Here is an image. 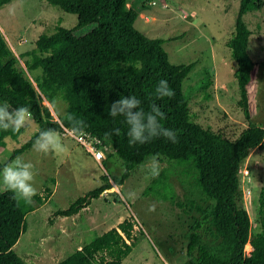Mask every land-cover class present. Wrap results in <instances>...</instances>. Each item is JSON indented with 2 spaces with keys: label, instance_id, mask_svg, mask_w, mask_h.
<instances>
[{
  "label": "trees",
  "instance_id": "trees-1",
  "mask_svg": "<svg viewBox=\"0 0 264 264\" xmlns=\"http://www.w3.org/2000/svg\"><path fill=\"white\" fill-rule=\"evenodd\" d=\"M10 1L0 0V6ZM50 1L63 11L75 14L76 24L70 28L59 25L51 33H41L34 48L20 57L13 53L0 31V103L11 108L27 107L28 115L37 125L30 139L14 149L4 162L0 161V169L32 147L40 131H58L62 126L73 128L66 116L74 114L84 121L82 128L74 130L91 132L115 149L114 153L123 163L121 175L112 177L116 186L122 185L139 164L153 155L158 160H175L194 170L198 186L211 205L201 219L195 218V225L191 227L186 244L188 264H264V221L259 231L251 233L249 214L237 203L241 164L251 149L264 147V128L250 121L231 140L191 120L190 95L183 93L182 84L193 63H172L163 47L164 39L149 37L135 27L140 12L137 4L143 0H135L130 7L126 6L127 0ZM263 5L264 0H240L234 32L227 42L236 65L233 76L240 95L239 105L248 120L245 70L253 62L247 52L249 33L243 16L248 10H257ZM88 25L94 27L75 35ZM23 57L26 70H41L34 82L17 65ZM161 79L167 80L174 90L171 99L156 100L151 95ZM57 93L66 102L67 109L55 120L48 107L41 103V95L52 100ZM131 95L141 100L146 112L152 101L161 106L166 113L161 124L177 132V143L159 137L144 145H129L125 118H111L107 110L115 100ZM116 128L120 129L118 136L113 134ZM22 130L23 127L19 132L0 130V145L4 136L17 139ZM102 179L103 185L55 214L71 216L89 205L91 198L112 187L108 176L103 175ZM45 190L49 193L48 188ZM261 196L264 211V191ZM34 198L41 200L39 195ZM133 225L130 219L123 220L56 264H124L134 246ZM26 228L23 206L13 204L0 191V264H26L13 250ZM245 245L249 253L245 252Z\"/></svg>",
  "mask_w": 264,
  "mask_h": 264
},
{
  "label": "rangeland",
  "instance_id": "rangeland-1",
  "mask_svg": "<svg viewBox=\"0 0 264 264\" xmlns=\"http://www.w3.org/2000/svg\"><path fill=\"white\" fill-rule=\"evenodd\" d=\"M134 1L127 0L126 6L130 7ZM239 3L240 0H143L137 4L140 12L134 23L145 35L164 39L163 47L172 63H193L182 84L183 93L190 95V118L231 140L250 121L264 128V5L248 10L243 16L249 33L247 52L253 62L245 70L248 120L239 105L240 95L233 76L236 65L227 45L234 32ZM76 22L75 14L63 11L50 0H11L0 6V31L17 57L34 48L41 33H51L59 25L70 28ZM93 27L88 25L75 35ZM24 60L25 57L19 58L17 65L34 82L41 70H26ZM41 97V103L55 120L66 111L67 104L60 93L52 100ZM36 131L37 125L28 115L17 139L3 137L0 161L4 162ZM72 141L62 138L66 150L60 154L44 155L31 147L19 156L34 165V187L40 201L33 198L27 205L14 200L13 194L0 183V191L13 204L23 206L26 213V231L13 246L26 264H56L78 245H84L125 219L134 224L131 241L134 246L124 264H188L186 244L191 227L195 218L201 219L211 205L198 186L194 170L178 161L161 159L158 160L160 173L152 178L148 174L149 159L139 164L122 185L116 186L112 177L120 176L123 171L118 156L110 153L108 159L99 163ZM103 175L109 177L111 188L91 198L90 204L71 219L55 214L103 185ZM239 177L237 203L247 210L251 233H255L264 221L261 207L264 147L249 151ZM48 187L51 193L45 190ZM244 250L250 251L246 245Z\"/></svg>",
  "mask_w": 264,
  "mask_h": 264
},
{
  "label": "clouds",
  "instance_id": "clouds-1",
  "mask_svg": "<svg viewBox=\"0 0 264 264\" xmlns=\"http://www.w3.org/2000/svg\"><path fill=\"white\" fill-rule=\"evenodd\" d=\"M151 95L155 96L156 100H163L164 98L171 99L175 93L170 88L168 81L161 79L156 83ZM28 113L29 110L25 106L11 108L7 104L0 105V130L19 132L28 120ZM107 115L111 118L118 116L125 118V123L128 125L126 135L129 138L130 146L144 145L159 137H163L171 143L178 142L177 132L162 126L161 121L166 119V113L155 101L149 104V110L146 112L141 107V100L135 95L119 98L108 106ZM66 119L75 129L84 126V121L78 119L74 114L69 113ZM58 123L62 124L63 122L58 121ZM113 134L118 136L120 129H113ZM32 147L35 152L44 155L60 154L66 150L61 135L55 129L40 131ZM33 169L34 165L31 162H25L22 157H17L12 163L0 169V183L5 190L13 194L14 200L31 204L33 197L37 195V189L34 187L35 173ZM159 173L158 158L153 155L148 174L155 178Z\"/></svg>",
  "mask_w": 264,
  "mask_h": 264
},
{
  "label": "built area",
  "instance_id": "built-area-1",
  "mask_svg": "<svg viewBox=\"0 0 264 264\" xmlns=\"http://www.w3.org/2000/svg\"><path fill=\"white\" fill-rule=\"evenodd\" d=\"M57 132L63 139L73 140L87 155L91 156L98 162L106 160L108 153L115 152L114 148L91 132L85 130L76 131L73 128H67L64 126H62V129Z\"/></svg>",
  "mask_w": 264,
  "mask_h": 264
},
{
  "label": "crops",
  "instance_id": "crops-1",
  "mask_svg": "<svg viewBox=\"0 0 264 264\" xmlns=\"http://www.w3.org/2000/svg\"><path fill=\"white\" fill-rule=\"evenodd\" d=\"M68 140H70V139H68ZM72 142H73V141H72ZM30 148H31V147H30ZM30 148H28V149H30ZM28 149H26V150H28ZM23 152H24V151H23ZM23 152H22V153H23ZM22 153H21V154H22ZM21 154L18 155L17 157L21 156ZM17 157H16V158H17ZM90 157H91V156H90ZM16 158H15V159H16ZM13 160H14V159H13ZM13 160H12V161H13ZM94 160H95V159H94ZM95 161H96V160H95ZM97 162H98V161H97ZM99 163H101V162H99ZM98 187H99V186H98ZM48 190H49V193H51L49 187H48ZM37 195H39V194H37ZM47 195H49V194H47ZM33 198H34V197H33ZM91 201H92V200H91ZM78 213H79V212H78ZM78 213H77V214H78ZM75 215H76V214H73V215H71V216H66V217H70V219H71V218H72L73 216H75ZM104 232H106V231H104ZM104 232H103V233H104ZM80 248H81V246L78 245V246H77V249H80ZM77 249H76V250H77Z\"/></svg>",
  "mask_w": 264,
  "mask_h": 264
}]
</instances>
